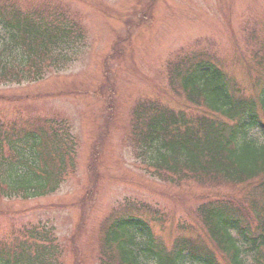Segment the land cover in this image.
Here are the masks:
<instances>
[{
	"label": "trees",
	"instance_id": "trees-1",
	"mask_svg": "<svg viewBox=\"0 0 264 264\" xmlns=\"http://www.w3.org/2000/svg\"><path fill=\"white\" fill-rule=\"evenodd\" d=\"M77 17L67 0L37 5L0 0V86L38 83L58 61L71 63L69 54L85 40ZM122 41L118 38L113 49ZM204 49H184L170 58V99L183 100V107L157 98L137 102L126 141L149 179L183 188L180 204L187 202L188 189L202 191L189 196L195 202L189 214L206 237L182 235L167 245L146 218L155 214L151 204L126 197L102 222L98 264H264V55L256 49L237 58L257 75L245 93L229 80L226 63ZM20 116L8 120L0 114V199L32 201L56 194L75 169L76 151L68 148L75 141L66 123L50 120L31 127ZM99 153H93V169ZM100 181L86 205L94 202ZM78 206L83 218L87 206ZM185 224L178 229L188 232ZM23 225L22 234L0 244V264H64L67 252L60 256L68 247L73 263L84 264L78 234L61 242L48 224Z\"/></svg>",
	"mask_w": 264,
	"mask_h": 264
},
{
	"label": "rangeland",
	"instance_id": "rangeland-1",
	"mask_svg": "<svg viewBox=\"0 0 264 264\" xmlns=\"http://www.w3.org/2000/svg\"><path fill=\"white\" fill-rule=\"evenodd\" d=\"M67 1L84 27L83 45L69 54L71 63L64 66L68 61H58L43 81L0 86V114L8 120L19 114L31 127L50 120L66 123L68 136L75 141L68 146L71 153L76 151L75 169L56 194L32 201L0 199V244L12 234H22L18 230L23 224H48L61 242L64 236L78 234L84 264H98L102 222L126 197L151 204L155 214L146 218L166 244L182 235L205 238L189 214L195 207L189 196L202 191L188 189L182 205L183 188L145 175L126 141L130 113L137 102L154 98L169 107H183V100L170 99L166 70L172 54L193 47L215 52L226 63L233 86L250 91V79L257 75L243 69L237 58L256 49L264 55V0ZM127 18L134 22L126 23ZM118 38L123 41L113 49ZM103 131L108 133L102 137ZM24 150L28 152L27 146ZM94 152H100L95 169L90 167ZM99 177L95 200L86 205ZM82 203L88 209L83 218L78 206ZM185 223L188 232L178 229ZM70 251L68 247L61 252V258L67 252L64 264H74Z\"/></svg>",
	"mask_w": 264,
	"mask_h": 264
}]
</instances>
